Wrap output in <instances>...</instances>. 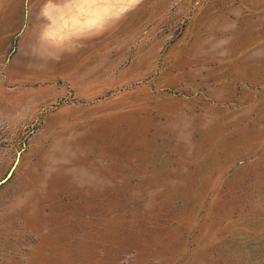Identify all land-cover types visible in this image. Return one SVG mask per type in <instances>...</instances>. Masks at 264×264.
Segmentation results:
<instances>
[{
    "label": "rangeland",
    "instance_id": "1",
    "mask_svg": "<svg viewBox=\"0 0 264 264\" xmlns=\"http://www.w3.org/2000/svg\"><path fill=\"white\" fill-rule=\"evenodd\" d=\"M0 181V264H264V0H0Z\"/></svg>",
    "mask_w": 264,
    "mask_h": 264
},
{
    "label": "crops",
    "instance_id": "2",
    "mask_svg": "<svg viewBox=\"0 0 264 264\" xmlns=\"http://www.w3.org/2000/svg\"><path fill=\"white\" fill-rule=\"evenodd\" d=\"M79 43H80V42H79ZM74 48H75V45L73 46V48H72V49L74 50Z\"/></svg>",
    "mask_w": 264,
    "mask_h": 264
},
{
    "label": "water",
    "instance_id": "3",
    "mask_svg": "<svg viewBox=\"0 0 264 264\" xmlns=\"http://www.w3.org/2000/svg\"><path fill=\"white\" fill-rule=\"evenodd\" d=\"M5 179H6V178H5ZM5 179H3L2 181H4ZM2 181H0V183H1Z\"/></svg>",
    "mask_w": 264,
    "mask_h": 264
}]
</instances>
